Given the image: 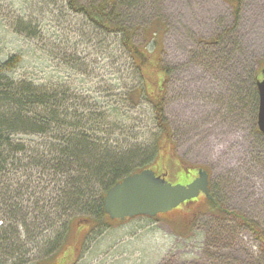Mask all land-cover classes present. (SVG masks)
<instances>
[{
	"label": "rangeland",
	"instance_id": "1",
	"mask_svg": "<svg viewBox=\"0 0 264 264\" xmlns=\"http://www.w3.org/2000/svg\"><path fill=\"white\" fill-rule=\"evenodd\" d=\"M234 5V0H117L113 21L129 27L134 43L170 69L164 113L172 146L150 169L172 185H186L199 169L206 171L211 197L221 207L245 214L264 233V137L254 134L251 113L255 83L264 69V0H242L237 13ZM14 56L19 64L4 70ZM138 79L120 38L96 29L66 0H0V91L12 88L8 93H15L19 84H27L46 95L41 105L16 108L0 102L4 122L26 123L12 132L0 128V146L8 141L6 149H25L19 157L38 150L45 163L55 155L45 145L50 130L44 127L40 136L33 121L44 123L52 110L61 118L64 112L89 110L104 122L118 118L107 133L111 135L103 136L126 138L129 145L140 146L136 156L148 160L146 145L160 136L149 104L133 92ZM51 100H59L58 107L47 106ZM61 133L53 134L61 140ZM57 139L49 142L61 143ZM16 169L29 174L27 166ZM206 204L200 195L156 218L71 219L63 242L52 243L58 250L51 257L38 252L37 238H46L47 232L57 238L62 230L60 221L53 220L52 227L44 222L34 243H23L24 254L12 252L0 264H164L187 253L202 258L196 240L186 235L198 211L212 212ZM200 216L197 229H204L206 220ZM226 241L222 262L264 264L263 246L245 228L235 229L233 244Z\"/></svg>",
	"mask_w": 264,
	"mask_h": 264
},
{
	"label": "trees",
	"instance_id": "2",
	"mask_svg": "<svg viewBox=\"0 0 264 264\" xmlns=\"http://www.w3.org/2000/svg\"><path fill=\"white\" fill-rule=\"evenodd\" d=\"M241 1L234 0L235 13ZM66 3L69 9L84 16L96 29L120 38L121 48L126 54L128 65L135 68L139 76L133 92L136 91L137 99H142L149 104L153 123L160 138L157 136L156 140L146 145L147 149L144 152L149 154V159H141L136 156L141 151L140 146L129 145L126 138L122 142L118 135L113 134L114 132L113 136H103L119 124L118 118H114V123L104 122V118L95 119L93 116L96 112L89 110H83L80 114L64 112L61 113L63 114L61 118L58 111L52 110L48 113L50 119L45 117L44 123L32 122L40 136H43L45 132L44 127L50 130V137L48 135L45 137V145L48 149L53 148L49 152L52 154L54 152L55 155L49 161L44 163L43 155L38 150L28 151L29 157L27 155L25 158L19 157L26 150L17 147L6 149L11 146L8 141H4V145L0 146V209H2L0 259L10 256L12 252L16 255L24 254L25 251H21L25 246L23 243H34L35 234L39 231L38 227L41 226L42 229L44 222L52 227L53 220L60 221L62 230V233L56 234L57 238L52 237L54 235L52 232H47L46 234L49 235L46 238L41 240L37 238L36 247L41 244L37 250L42 247L38 252L51 257L58 250L52 247V243L55 240L63 242L71 219L83 218L95 221L104 217L111 220L103 211V199L107 190L128 175L150 169L156 157L166 153V149L172 144L170 143L171 128L164 113L170 69L164 66L159 58L151 60L148 56L150 53L134 43V34L129 27L113 21L117 0L100 2L66 0ZM19 62L20 58L14 56L3 64V69L11 71ZM252 85L254 87V84ZM27 86V84H19L15 88V93L10 91L8 93V90L12 88L0 91V102L4 107L11 102L16 108L34 106L35 103L45 104L46 95L37 90L34 92L33 88L29 89ZM2 87L0 85V88ZM253 93L251 109L252 122L253 124L255 122L253 131L254 134L264 137L256 127L258 97L257 91ZM58 102L59 100H51L47 106L58 107ZM0 116V128L10 132L26 124L20 120L4 122V117ZM93 131H98L96 136L90 134ZM57 132H63L61 140L56 138L59 135L53 134ZM118 132L122 134V131L118 130ZM49 139H57L61 143H56V145L49 142ZM22 162L26 164L19 166ZM26 166L29 168L27 175L24 172L20 174L16 169L18 167L19 170L20 168L25 170ZM17 176L26 181L21 183ZM35 183H40V185L37 184L34 188L32 185ZM41 184H45V188ZM204 200L212 212L206 214V211H198L196 218L193 216L189 221V235H186L187 239L196 240L195 243L201 248L200 253L203 257L187 253L176 259L166 260L164 264H226L219 258L220 249L226 240V243L233 244L231 235H234L238 227L249 231L252 237L263 246L264 251V233L256 223L250 221L245 214L221 207L214 196L211 200L204 197ZM195 201L197 199L183 205ZM199 216L206 220V224L203 225L204 229L203 227L197 229ZM19 225L22 230L19 229ZM21 237H24L22 242ZM46 246L48 249L43 250Z\"/></svg>",
	"mask_w": 264,
	"mask_h": 264
},
{
	"label": "water",
	"instance_id": "3",
	"mask_svg": "<svg viewBox=\"0 0 264 264\" xmlns=\"http://www.w3.org/2000/svg\"><path fill=\"white\" fill-rule=\"evenodd\" d=\"M255 87L258 97L256 127L264 135V69ZM208 185V174L201 169L197 171L196 178L186 185H172L165 177L145 169L128 175L109 188L103 199V211L111 220L123 221L142 216L153 218L197 199L200 193L211 200Z\"/></svg>",
	"mask_w": 264,
	"mask_h": 264
}]
</instances>
